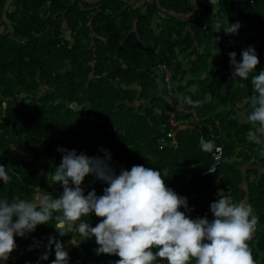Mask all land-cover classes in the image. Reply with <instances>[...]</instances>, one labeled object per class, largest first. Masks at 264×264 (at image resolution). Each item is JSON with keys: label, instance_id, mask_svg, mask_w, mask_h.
Segmentation results:
<instances>
[{"label": "trees", "instance_id": "16d2710c", "mask_svg": "<svg viewBox=\"0 0 264 264\" xmlns=\"http://www.w3.org/2000/svg\"><path fill=\"white\" fill-rule=\"evenodd\" d=\"M192 1L153 0L133 7L127 0H0V164L11 177L6 184L0 181V199L35 201L42 191L58 197L62 188L49 183L47 174L61 162L59 148L102 158L108 150L117 174L133 165L160 170L166 185L187 198L192 211L186 214L193 219H213L210 203L218 199V190L234 201L246 197L258 217L249 245L256 264H264V145L248 140L250 125L234 110L255 93L250 79L233 83L229 68V53L240 62L242 50L254 47L260 61L256 71L264 70V3H245L238 10L236 19L249 34L233 45L221 41V26L203 20L211 1L196 0V12ZM230 2L218 0L226 18L231 17ZM177 14L191 17L182 20ZM186 23L195 27L190 38ZM194 41L201 51L195 52ZM162 62L172 66L171 94L154 68ZM180 96L202 103L181 107ZM137 97L147 104L136 107ZM168 108L179 118H194L169 138ZM239 108L250 111L246 102ZM216 144L222 145V162L203 176ZM23 151L44 156V165L36 158L27 161ZM244 163L252 167L242 185L239 167ZM106 186L94 176L82 185L85 194L94 189L98 196ZM83 219L92 226L99 222L94 214ZM54 226L39 225L25 238L15 237L16 250L0 264H52L51 237L64 244L68 264H115L119 259L97 255L94 237L60 236ZM46 253L48 259H41Z\"/></svg>", "mask_w": 264, "mask_h": 264}, {"label": "clouds", "instance_id": "9594fccd", "mask_svg": "<svg viewBox=\"0 0 264 264\" xmlns=\"http://www.w3.org/2000/svg\"><path fill=\"white\" fill-rule=\"evenodd\" d=\"M240 27L236 22L223 29L233 35ZM240 55L237 62L236 53H229L234 69L231 80L250 79L255 94L246 101L250 111L243 114L250 125L247 138L264 145V70L256 71L260 61L254 47L242 50ZM178 99L181 107L187 104L195 108L202 103L190 96ZM58 151L62 153L61 162L47 175L51 176L49 183L61 186L60 196L54 198L42 191L35 201L19 196L0 199V261H7L16 250L15 237L25 238L37 226L54 222L60 236L74 232L81 241L94 237L96 254L118 256L115 264H256L249 241L257 230L258 217L246 201H234L224 190H218V199L210 203L213 219L207 215L193 219L186 214L192 211L187 198L166 185L160 170L133 165L117 174L108 150H103V158L78 154L74 149ZM88 176L107 185L102 195L94 189L85 194L82 185ZM10 179L7 167L0 164V181L6 184ZM93 214L99 219L95 226L83 219ZM53 246L52 264H68L64 244L51 237L48 252ZM41 259L47 260L48 254Z\"/></svg>", "mask_w": 264, "mask_h": 264}, {"label": "crops", "instance_id": "0c3cea01", "mask_svg": "<svg viewBox=\"0 0 264 264\" xmlns=\"http://www.w3.org/2000/svg\"><path fill=\"white\" fill-rule=\"evenodd\" d=\"M86 2H89V3H93V2H96L98 0H84ZM153 0H127V4L130 5V6H133V7H141L143 4H146V3H151ZM211 1V7H210V10L208 11V13L204 16L203 20H205V22H209V23H212V24H216V25H219L221 26V31H220V37H221V41L224 42V41H229L231 42L233 45H238V44H242L244 41H245V38L246 36L249 34V31L247 30V27L244 26L239 20L237 19H234V18H226L225 16H223L220 12V9H219V4H218V0H210ZM192 9L193 11H197L199 9V5L196 3V0H193L192 1ZM159 10H162L161 8H159ZM166 11V10H164ZM161 16V13L159 14L158 17ZM179 19H186L187 17H191L190 14H187V15H181V14H177L176 15ZM158 17H155L154 18V21H157L159 20ZM162 17H164L162 15ZM236 22H239L241 27L238 31L237 34H233V35H227L225 34L224 32V29H223V26H227L228 23L229 24H235ZM186 26V29H185V33H187L189 35V38L190 36H192L195 32V27L191 26L190 23H186L185 24ZM65 29V27H64ZM188 42V41H187ZM194 46H195V52H199L201 51V48L200 46L198 45L197 41H194ZM194 56V54H192ZM229 68H232V66L230 65ZM246 102V100L243 98L239 101V103H237V106L238 108H235L234 110L236 111L237 113V117L240 121L242 122H246L245 121V118H244V113L240 110L239 107H242L244 105V103ZM139 104H147V101H140L138 100V97L136 98V102H135V106L137 107ZM181 127V126H180ZM197 130L200 129L199 126L196 127ZM263 157H264V148H263ZM252 167V165H248L247 163H244L242 164L239 169L241 171V174H242V185H244L246 183V175H247V172L249 171V169ZM260 172H264V170L261 169ZM246 198V197H245ZM245 198H244V201H245Z\"/></svg>", "mask_w": 264, "mask_h": 264}, {"label": "built area", "instance_id": "2783aa9c", "mask_svg": "<svg viewBox=\"0 0 264 264\" xmlns=\"http://www.w3.org/2000/svg\"><path fill=\"white\" fill-rule=\"evenodd\" d=\"M257 1H262L264 3V0H231L230 5H229L230 7L229 15L232 18H235L237 16L238 10L241 8L243 4L245 3L253 4ZM154 68L160 73L162 82L166 88L167 93L171 94L172 93V82H171L172 66L168 65L165 62H162V63H158ZM166 115L168 116L167 125L168 127H170V129L166 132V137L168 138L173 137L174 129L176 127L184 124L185 122L193 121L192 117L179 118L177 115V112L172 108H168L166 110ZM222 152H223L222 145L216 144L213 147L210 153L211 162L206 168L202 170L201 175L214 173L216 171L217 166L222 162Z\"/></svg>", "mask_w": 264, "mask_h": 264}, {"label": "flooded vegetation", "instance_id": "af4514ba", "mask_svg": "<svg viewBox=\"0 0 264 264\" xmlns=\"http://www.w3.org/2000/svg\"><path fill=\"white\" fill-rule=\"evenodd\" d=\"M25 95V94H24ZM25 97H26V95H25ZM17 100V102H19V101H21V99H20V97L18 98V99H16ZM30 100V99H29ZM29 100H27L28 102H29ZM23 153V157L27 160V161H33L36 157L34 156V155H29V153L28 152H22ZM36 161H37V164H39V166H43L44 165V163H45V158H44V156H39L38 158H36ZM39 196V195H38ZM37 196V197H38ZM37 197L35 198V200L37 199Z\"/></svg>", "mask_w": 264, "mask_h": 264}]
</instances>
